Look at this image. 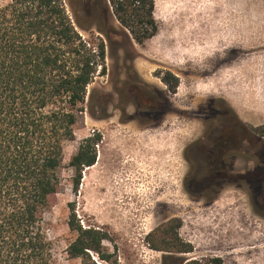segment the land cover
<instances>
[{
	"label": "rangeland",
	"instance_id": "rangeland-1",
	"mask_svg": "<svg viewBox=\"0 0 264 264\" xmlns=\"http://www.w3.org/2000/svg\"><path fill=\"white\" fill-rule=\"evenodd\" d=\"M153 15L157 32L143 44L105 40L106 74L88 86L64 145L44 219L59 260L107 264L67 258L74 213L107 232L115 264H264V0H154ZM93 132L96 162L74 190L68 159ZM217 150L229 152L222 165ZM170 220L190 251L149 246L147 234Z\"/></svg>",
	"mask_w": 264,
	"mask_h": 264
},
{
	"label": "trees",
	"instance_id": "trees-1",
	"mask_svg": "<svg viewBox=\"0 0 264 264\" xmlns=\"http://www.w3.org/2000/svg\"><path fill=\"white\" fill-rule=\"evenodd\" d=\"M153 11L154 0L0 4V264H61L44 219L61 186L64 145L74 138L90 105L88 86L97 75L106 74L105 40L110 43L124 36L143 44L158 29ZM99 140L93 132L70 155L74 190L83 169L96 162ZM68 206L72 213L74 204ZM172 222L176 221L147 234L149 246L190 251L178 237L179 223ZM67 226L75 234L64 249L67 258L95 254L115 264L103 245L109 238L106 231L82 226L74 213ZM183 264H221V260L190 259Z\"/></svg>",
	"mask_w": 264,
	"mask_h": 264
},
{
	"label": "flooded vegetation",
	"instance_id": "flooded-vegetation-1",
	"mask_svg": "<svg viewBox=\"0 0 264 264\" xmlns=\"http://www.w3.org/2000/svg\"><path fill=\"white\" fill-rule=\"evenodd\" d=\"M219 150V149H218ZM217 150V151H218ZM214 152V153H211L210 156L211 158H213L212 160H214L215 164L217 165H222L224 164V161H225V158L227 157V155L229 154L228 151H218V152Z\"/></svg>",
	"mask_w": 264,
	"mask_h": 264
}]
</instances>
